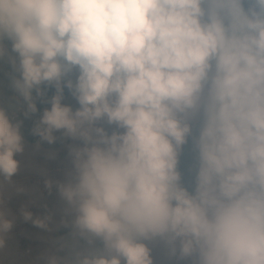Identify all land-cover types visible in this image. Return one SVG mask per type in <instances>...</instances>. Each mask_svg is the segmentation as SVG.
I'll use <instances>...</instances> for the list:
<instances>
[{
	"label": "clouds",
	"instance_id": "1",
	"mask_svg": "<svg viewBox=\"0 0 264 264\" xmlns=\"http://www.w3.org/2000/svg\"><path fill=\"white\" fill-rule=\"evenodd\" d=\"M5 60L25 117L53 90L32 134L73 142L62 180L37 177L88 249L46 264H264V0H0ZM21 127L0 107V181Z\"/></svg>",
	"mask_w": 264,
	"mask_h": 264
},
{
	"label": "crops",
	"instance_id": "2",
	"mask_svg": "<svg viewBox=\"0 0 264 264\" xmlns=\"http://www.w3.org/2000/svg\"><path fill=\"white\" fill-rule=\"evenodd\" d=\"M74 100L69 94L65 96L64 103L70 104L69 102ZM50 105L44 106L41 108V113L44 108L49 107ZM67 140L60 145L57 149H49L43 147L39 142H30L24 139V152L16 157L20 161V169L15 176L12 177L11 182L0 181V196L6 194V183H11V186L8 188L10 192V199L8 201L3 202V210L5 212L6 219H10L13 221V227L10 232L5 234V248L0 250V264H8L12 261V259H16L17 250H20V255L27 254L31 256V250L29 247V241L26 244H22L21 248L18 249L16 245V239L14 240V234L17 235L16 231L19 229L20 235L24 233L25 229L27 230L26 235H33L36 240H41L42 236L45 237L44 247L46 250H51L52 248V237L54 234V230L52 229H41L33 225L32 223H19L20 219H23L21 215V209H25L27 211L32 212L33 218L44 217L49 214V212L41 210V201H44L50 198V194H38L34 195L33 185L32 183H36L34 178L38 176L39 173H45L46 179L53 180H62L63 173L66 169L70 168V158L68 156V151L64 152L65 147L63 145H67ZM72 142V141H71ZM73 143V142H72ZM39 145V147H37ZM54 153V162L51 158H49V154ZM60 161V162H59ZM56 165V166H54ZM37 184V183H36ZM42 184V183H41ZM38 185V184H37ZM40 185V184H39ZM55 189L53 186L52 191ZM28 195L30 200L32 201L28 205L22 206L23 201L25 200V196ZM47 206V204H46ZM41 216H40V210ZM57 223H60L58 220ZM57 230V229H56ZM17 235V239H18ZM28 250V251H26ZM35 250H39L38 246H35ZM52 251V250H51ZM53 253V251H52ZM52 256H55L54 253ZM41 258L38 257L34 259L31 264H43Z\"/></svg>",
	"mask_w": 264,
	"mask_h": 264
},
{
	"label": "trees",
	"instance_id": "3",
	"mask_svg": "<svg viewBox=\"0 0 264 264\" xmlns=\"http://www.w3.org/2000/svg\"><path fill=\"white\" fill-rule=\"evenodd\" d=\"M53 94V90H48L46 92V96L44 100L47 98H50ZM67 91L65 92V96L67 95ZM44 100L37 99V107L38 111L34 114H30L28 117L22 118V127L21 132L27 141L30 142H39L43 147L49 148V149H57L60 147V145L65 141V138L60 137V133H56L58 139L57 141L49 145L47 142L41 141L38 136H35L32 134V128L34 127L35 123L38 121L40 115H41V108L44 106H47L46 102ZM195 167V154L191 149V145L187 146L184 150V153L181 157V170L184 172V183L188 186L191 185L193 176H192V169ZM62 205L61 203H59ZM41 216V211H40ZM54 239H53V246H54V255L58 258L64 259L66 257H70L75 254L77 251L79 252H85L88 249V245L86 242L81 239L80 237L73 234V231L71 229V226H61L57 229L56 233H54ZM97 246L98 243H97Z\"/></svg>",
	"mask_w": 264,
	"mask_h": 264
},
{
	"label": "rangeland",
	"instance_id": "4",
	"mask_svg": "<svg viewBox=\"0 0 264 264\" xmlns=\"http://www.w3.org/2000/svg\"><path fill=\"white\" fill-rule=\"evenodd\" d=\"M69 102H71V99ZM70 104L74 107L76 106L74 100ZM71 143L72 142L70 140H67V145H63V147H65V148H64V150H61V151L66 152L67 146ZM51 159L54 162V158H51ZM54 166H56V165H54ZM70 167H71V165H70ZM5 186H6L7 192H6V194L3 195V201L6 202L11 197L10 192L8 190V188L11 186V183H6ZM49 194H50V198L40 202L41 203V210L46 211V212L50 211V213L47 215H51L52 219H51V221H49L48 229H52L55 231L54 233H56V231H57L56 229H58L59 227L64 225L61 223V220L62 219L70 220V217L65 215L64 203L60 199L58 193L56 192V189H54L52 191V193H51V191H49ZM24 199L25 200H22L23 201L22 206L28 205L29 203L32 202L28 195H26ZM59 203H61L62 205H60ZM46 204H47V206H46ZM58 220H60V223H57ZM19 223H31V221H24L23 219H20ZM20 232L21 231L19 229L16 231V233L19 237L18 239H17V235L14 234V236H13L14 240L16 239V245L18 246V249H20L22 247L21 246L22 244H26L29 241L30 245L28 248L32 251L31 256H28L27 254L21 256L20 250H17L16 259H12V261L8 264H31L34 261V259H36L38 257L41 258L40 262H42L43 264H46L47 259L49 257H51L54 253V252L52 253V251L54 250V246H53L54 236L52 237V248H50L52 250L51 251V250H46L44 247V242H45L44 235L42 236L41 240H38V239L36 240V238L33 235H26L27 234L26 229H25L24 233L22 234V236L20 235ZM36 245L38 246L39 250H35ZM77 252H79V251H77ZM75 254H73L71 256V258L66 257L65 260H70V259L74 258ZM154 255L158 256V252L156 250H154ZM39 264H41V263H39Z\"/></svg>",
	"mask_w": 264,
	"mask_h": 264
},
{
	"label": "built area",
	"instance_id": "5",
	"mask_svg": "<svg viewBox=\"0 0 264 264\" xmlns=\"http://www.w3.org/2000/svg\"><path fill=\"white\" fill-rule=\"evenodd\" d=\"M5 47L10 48V45L5 41ZM11 69L7 61L0 63V107H3L9 115L15 116L18 120H22L26 111V103L10 86ZM36 183L33 185V194H45L47 190L44 185V179L41 177L34 178ZM42 183V184H41ZM40 184V185H39Z\"/></svg>",
	"mask_w": 264,
	"mask_h": 264
}]
</instances>
